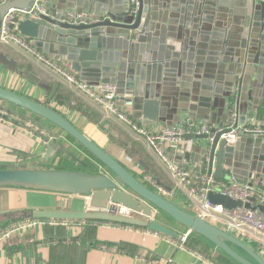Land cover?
I'll use <instances>...</instances> for the list:
<instances>
[{
  "label": "water",
  "instance_id": "obj_1",
  "mask_svg": "<svg viewBox=\"0 0 264 264\" xmlns=\"http://www.w3.org/2000/svg\"><path fill=\"white\" fill-rule=\"evenodd\" d=\"M35 1L0 0V18L10 10L30 11ZM138 1L139 8L133 0H42L47 14L38 19L16 17L10 28L43 54L70 66L87 85L115 84L120 96L118 105L130 107L133 118L142 120L145 126L170 127L187 115L194 121L211 123L224 116V127L236 94L240 124L250 110L255 113L260 109L264 100V2ZM74 18L80 21L75 23ZM0 63L17 68L1 54ZM28 79L40 84L32 74ZM59 86L57 81L46 103L2 87L0 100L42 118L51 126L29 122L45 133L56 128L63 136L73 138L99 161L98 172L59 171L45 166L5 168L0 169V188L84 196L88 210H69L64 203L59 209L26 207L21 211L30 214L20 219L108 222L149 229L175 239L179 236L177 230L159 220L167 217L183 226L188 237L200 236L214 252L238 264H264V258L253 247L148 186L51 108L50 101L63 98L57 95ZM212 108L217 113H212ZM27 129L34 132L29 126ZM228 132L217 133L212 143L208 137H197L199 145H193L191 152L181 151L184 159L200 173L240 184L252 181L264 191V137H243L229 145L220 141L221 135ZM37 135L48 140L45 135ZM55 140L46 150L44 164L58 151L67 152ZM198 152L200 157L196 156ZM209 200L228 209L242 205L214 193ZM111 205L140 217L111 213ZM12 212L17 210L4 211L0 203V215Z\"/></svg>",
  "mask_w": 264,
  "mask_h": 264
},
{
  "label": "crops",
  "instance_id": "obj_2",
  "mask_svg": "<svg viewBox=\"0 0 264 264\" xmlns=\"http://www.w3.org/2000/svg\"><path fill=\"white\" fill-rule=\"evenodd\" d=\"M29 43L33 46L32 42ZM36 50L43 53L41 50ZM21 53L47 75L52 76L55 79V83L57 81L60 82L57 95L63 97L62 87L64 86L72 90L52 71L39 64L29 53L23 51ZM46 56L58 62L66 71L79 77L78 74L71 70L70 66H67V64H64L55 56ZM30 74L39 79V85L30 82L28 79ZM30 74H21L18 67L15 69L6 67L0 63V87L12 90L39 102L48 100L54 85L52 86L49 79L45 76H40L35 73ZM42 84L50 89L43 88L44 86ZM59 99H54L53 108L70 120L80 131L85 133L99 147L123 164L129 171L138 175H141V173L148 174L159 186L167 190L173 189L174 181L165 168L155 159L145 143L139 138L116 123V125L129 133L135 140L143 143L152 161L162 168L161 171L164 176H156L153 171L148 169L146 162L138 157H134L129 152V147H124L120 144L118 139H116L117 137H111L107 132L110 126L108 123L104 124L105 126L103 128L106 129L104 131L101 126L93 123L77 109L71 108L68 105L59 104ZM88 103L93 106L90 102ZM122 108L129 110L131 114L133 112L130 107L125 106ZM98 111L102 113L100 110ZM6 112L9 114L7 115L8 117L0 115V166L5 168H28L30 166L41 165L49 169H55V166L59 162V159L54 158L57 154L49 159L48 163L44 164L42 162L46 150L50 145L44 143V139L40 138L36 131L32 132L27 129L29 125L28 120L15 119L14 113L8 110ZM211 112L217 113V109L212 108ZM227 113L228 111L226 110L225 114ZM254 114L264 124V100L261 103L260 109ZM257 114H259L260 118ZM251 115H253L252 110H250L249 116L244 120L243 124L249 122ZM182 117L181 123H184L188 119L187 115H183ZM223 117L215 118V123L203 120L196 121L198 123H209L219 127L226 121ZM26 121L28 125L25 128L22 125ZM136 121L143 124L142 120ZM155 127H162V125L159 124ZM53 132L56 133V136L61 137L58 141L60 146L65 147L79 159L87 157L76 144L65 139L60 130L53 128ZM195 144H198L196 139L190 141L185 148L171 151L170 156L183 167L198 172L197 167L184 159L181 152L184 150L191 152V147ZM196 156L200 157L201 154L198 152ZM165 197L169 200L176 201L175 198L167 197V195ZM177 202L182 208H186L184 203L178 200ZM0 203L4 211L17 210V212H20L26 207L59 209L56 208L57 205L61 207L63 203L69 210H88V199L84 196H72L29 189L0 188ZM110 212L137 218L140 217L117 205H111ZM12 213L0 215V230L6 226L5 223L13 219L9 217ZM159 220L177 230L179 236L175 239H167L164 235H158L149 229L108 222L47 221V223L38 225L25 234L13 235L6 242L0 243V264H153L154 261L159 262V264H214L204 258L200 252L193 251L188 244L187 249H179L177 244L182 240L185 231L179 229L176 223L167 217H161ZM192 237H197V235Z\"/></svg>",
  "mask_w": 264,
  "mask_h": 264
},
{
  "label": "built area",
  "instance_id": "obj_3",
  "mask_svg": "<svg viewBox=\"0 0 264 264\" xmlns=\"http://www.w3.org/2000/svg\"><path fill=\"white\" fill-rule=\"evenodd\" d=\"M1 1L4 2L5 0ZM133 1L136 8H139V1ZM257 1L264 2V0ZM41 14H47L42 5V0H36L30 11L10 10L4 18H0V41L29 53L39 64L52 71L78 95L100 110L107 121L123 126L145 143L175 183L173 189L167 190L159 186L150 175L141 173L148 186L156 189L164 196L175 198L207 221L228 230L245 244L253 247L264 258V208L260 207V205L264 207V191L252 182L240 184L233 179L218 180L213 175L192 171L183 167L170 156L171 151L185 148L190 141L197 137H208V141L212 143L216 134L226 129L229 132L221 135L220 141L225 140L229 145L235 144L239 138L243 137H264V124L255 117L254 113L251 115L249 122L240 124L237 94L230 104L228 123L224 127H216L209 123H198L189 118L184 123L170 127H150L140 124L133 118L129 110L118 105L120 96L115 84L87 85L78 76L66 71L58 62L38 52L28 40L10 28L16 17L21 20L38 19ZM79 21L80 18H74L75 23ZM46 102L47 99L41 103ZM49 106L53 108L54 101L49 103ZM0 113L5 115L7 112L4 108H0ZM30 127L33 126L30 125ZM187 136L194 139L187 140ZM211 193L223 195L240 202L242 205L234 209H228L222 205L213 204L209 200ZM247 205L250 206L247 207ZM47 221L49 220H18L0 230V243L6 242L13 235L25 234L36 226L47 223ZM164 237L170 239L168 236ZM187 241L188 235L184 234L182 240L177 244L178 248L187 249ZM153 264H159V262L154 261Z\"/></svg>",
  "mask_w": 264,
  "mask_h": 264
},
{
  "label": "trees",
  "instance_id": "obj_4",
  "mask_svg": "<svg viewBox=\"0 0 264 264\" xmlns=\"http://www.w3.org/2000/svg\"><path fill=\"white\" fill-rule=\"evenodd\" d=\"M0 54L3 55L8 61L16 63L21 74L29 75L30 73H35L40 76H45L47 79H49L52 86L54 85L55 79L52 76L47 75L37 65L32 63L29 59H27V57H25L21 53V51L17 50L13 46L0 43ZM62 94H63V98L59 99L58 101L59 104L68 105L71 108L77 109L83 115L88 117L93 123L101 126L102 128L103 126H105L104 124L108 123L110 126L109 129H107V132L111 137L114 138L117 137L116 139H118L120 144H122L124 147H129V152L134 157H138L142 159L144 162H146L148 169H150V171H153L156 174V176L157 175L158 177H160V175L164 176L163 172L161 171L162 168L158 166L157 163L152 161V159L149 157L150 154L148 153L142 142L135 140L133 137L130 136L129 133H127L125 130H123L118 125H116V123L107 121L102 113H100L97 109L91 106L83 97L78 95L76 92L64 86L62 87ZM0 107H6V110L14 114L15 111L18 110L23 120L40 122L43 125L51 126L50 124H48L46 121L36 116L35 114L26 111L24 109L18 108L14 105L8 104L2 100H0ZM257 115L260 118L259 114ZM105 130L106 129H104V131ZM67 138L71 143L76 144L87 155V157H84L83 159H79L75 157L71 152H69V150H67V152L58 151L57 155L54 157L55 159H59L57 166H55V170L72 171L78 173L98 172L97 163L99 164V161L94 156H92L91 153H89L85 148H83L79 143H77L73 138L69 136H67ZM0 169H5V167L0 166ZM134 175L141 181H144L142 175H138L136 173H134ZM20 218L21 217H19V219L16 218L11 219L7 223H5L6 225L5 227H8L10 224L18 220H21ZM176 225L178 226L179 229L186 231V229L183 226L178 224ZM187 244L191 249H195L198 250L199 252H203L208 256H215L214 257L215 264H238L234 260L226 256L225 254L216 253L217 255H213V253L215 252L213 251L212 245L209 244L204 239H202L200 236L189 237Z\"/></svg>",
  "mask_w": 264,
  "mask_h": 264
},
{
  "label": "rangeland",
  "instance_id": "obj_5",
  "mask_svg": "<svg viewBox=\"0 0 264 264\" xmlns=\"http://www.w3.org/2000/svg\"><path fill=\"white\" fill-rule=\"evenodd\" d=\"M1 39V38H0ZM0 43H2L1 41H0ZM2 44H4V43H2ZM6 45V44H5ZM31 82V81H30ZM54 101V100H53ZM52 101H50V103H51ZM6 106V105H5ZM1 108V107H0ZM6 111V110H5ZM18 110H16L15 111V114H13L14 115V117H15V119L16 118H19V119H22V117L20 116V114H19V111L17 112ZM1 115H3L2 113H0ZM7 115H9V114H5V115H3V116H7ZM8 117V116H7ZM25 121V120H24ZM25 124H23V125H28V123H30L29 122V120H28V123H27V121L26 122H24ZM30 125H32L33 127H31L34 131H36V132H38L39 134H42V135H45L46 137H47V141H45L44 143H47V144H49L50 145V143H51V141L52 140H55V141H57V143H58V141L60 140V136H56V133H54V132H50V133H45L44 131H42L41 129H39L38 127V129L35 127V125L34 124H30ZM30 125H28L29 127H30ZM47 126V125H46ZM36 128V129H35ZM63 135V134H62ZM64 138L65 139H68L66 136H64ZM60 145V144H59ZM65 148V147H64ZM39 166H41V165H39ZM260 207L261 208H264L263 206H261L260 205ZM56 208H60L59 207V205H57V207ZM186 210H188V211H190V212H193V213H195L190 207H188V206H186V208H185ZM30 213L29 212H17V213H12L9 217L10 218H16V219H19V217H21L22 215H29ZM193 251H198V250H195V249H192ZM199 252V251H198ZM202 255H203V257L204 258H206L207 260H209V262H212V263H214L215 264V260H214V257L215 256H208L207 254H205V253H203V252H200ZM218 254V253H217ZM216 254V252L215 253H213V255H217Z\"/></svg>",
  "mask_w": 264,
  "mask_h": 264
}]
</instances>
